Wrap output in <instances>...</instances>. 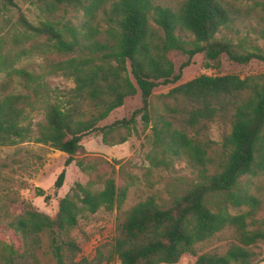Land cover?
<instances>
[{"label": "trees", "instance_id": "16d2710c", "mask_svg": "<svg viewBox=\"0 0 264 264\" xmlns=\"http://www.w3.org/2000/svg\"><path fill=\"white\" fill-rule=\"evenodd\" d=\"M40 1L49 12L59 5L80 9L82 22L18 18L19 30L11 32L15 49L0 51V145L31 140L65 153L52 195L72 161L92 177L85 184L75 182L51 216L27 203L7 222L18 242L0 244V264H101L113 259L118 264H171L183 253L195 256L192 264L256 262L254 247L264 244V72L200 74L160 94L159 106L150 101L152 89L177 81L196 53L212 68H218L222 54L240 64L264 62V49L216 36L251 9L245 4L249 0H180L174 6L152 0ZM10 5L12 0H0V19ZM260 35L264 39V29ZM31 38H42L41 46L63 57L46 60L40 72L13 66L28 52L18 43ZM170 50L186 56L176 71L166 56ZM53 73L73 85L50 87L45 76ZM136 92L140 105L128 116L98 124ZM28 111L42 113L34 129ZM136 116L149 124L148 164L165 165L167 153L185 159L197 178L166 206L153 194L138 198L117 217L110 242L96 246L90 258L81 256L70 235L78 217L99 208L119 210L126 185H116L114 166L106 161L108 171L100 172L98 160L73 156L83 151L80 140L90 132L106 145L124 142ZM213 121L226 125L216 158L203 135ZM96 183L100 187L92 189ZM35 195L45 203L50 197L39 187ZM221 239L222 249L200 251Z\"/></svg>", "mask_w": 264, "mask_h": 264}, {"label": "rangeland", "instance_id": "374dc122", "mask_svg": "<svg viewBox=\"0 0 264 264\" xmlns=\"http://www.w3.org/2000/svg\"><path fill=\"white\" fill-rule=\"evenodd\" d=\"M12 1L13 5L8 6L3 11V19H0V51L3 52L15 49V47H11V32L19 30L17 20L20 16L32 23L48 19L78 26L82 22L81 10L69 5H59L49 12L40 0ZM152 1L162 6H174L180 0ZM245 4L249 5L251 9L247 13L243 12L240 19L232 22L227 28H220L216 36H224L234 43L240 41L247 48L256 45L264 49V39L260 35V30L264 29V0H249ZM149 24L155 26L151 21ZM103 27L104 23L100 21V28ZM178 33L184 39L191 38L190 34ZM21 42L22 44L18 43L19 46L27 48L28 52L16 60L13 65L15 67L40 72L43 70L46 60L63 57V55L48 51L41 46L42 38H31ZM166 56L172 62L174 71L186 57L177 50L168 51ZM205 62L202 53L194 54L189 64L182 68L177 81L160 84L152 89L150 98L152 105H160V94L200 74H236L243 77L264 72V62L255 59L240 64L229 60L222 54L219 57L218 68L206 66ZM1 76L2 73L0 72ZM17 80L18 77L14 76L13 83L16 85ZM45 80L50 87L59 89L69 88L73 85L71 79L65 78L59 73L46 75ZM139 105V95L136 92L132 96L125 97L123 103L110 111L98 124H107L114 119L126 117ZM28 119L32 124L31 128L34 129L36 122L43 120L42 113L40 111H28ZM225 128L226 125L213 121L208 123L207 129L203 133L212 142L210 153L215 158L219 157V143ZM123 131L121 129L120 133ZM149 135V124L144 126L139 116H136L133 128L122 143L103 144L100 136L95 132H90L81 138L80 144L83 151L75 153L73 157L91 162L98 160V163H95L100 172L108 171L109 167L104 163L106 161L114 166L116 185H126L125 198L119 210L115 207L111 210L99 208L93 213L85 212L78 217L77 224L71 229L70 235L78 242L81 256L90 258L96 246L110 242L117 217L121 218L122 212L138 198L153 194L158 198V203L166 206L174 195H178L192 181L196 180V170L185 159L174 155L165 153V165L150 166L145 157V153L150 148L148 146ZM64 158L63 152L53 149L47 144L31 140L13 145H0V244H17L18 239L7 222L12 220L16 214L21 213L27 203L51 216L56 211L58 199L75 182L85 184L91 179L90 174L82 173L72 161L65 167L62 185L56 191V195H52V182L62 168ZM37 187L49 194L50 197L46 203L42 201V197L35 195V188ZM99 187V183L91 185L92 189ZM224 243V239L213 240L204 245L200 251L210 250L215 246L222 249ZM254 250L258 253V257L257 261L251 264H264V244L257 243ZM194 258L195 256L189 253H183L176 262L171 264H192ZM101 264H118V260L113 259L109 263Z\"/></svg>", "mask_w": 264, "mask_h": 264}, {"label": "crops", "instance_id": "0c3cea01", "mask_svg": "<svg viewBox=\"0 0 264 264\" xmlns=\"http://www.w3.org/2000/svg\"><path fill=\"white\" fill-rule=\"evenodd\" d=\"M61 152V151H60ZM65 154V153H64Z\"/></svg>", "mask_w": 264, "mask_h": 264}]
</instances>
